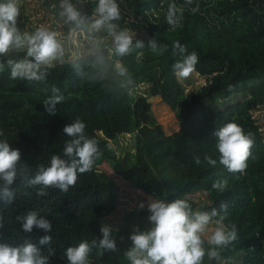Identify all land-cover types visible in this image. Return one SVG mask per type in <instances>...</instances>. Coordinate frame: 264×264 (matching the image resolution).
<instances>
[{
  "label": "trees",
  "instance_id": "1",
  "mask_svg": "<svg viewBox=\"0 0 264 264\" xmlns=\"http://www.w3.org/2000/svg\"><path fill=\"white\" fill-rule=\"evenodd\" d=\"M71 2L86 23L90 22L98 0ZM60 3L51 0L45 4L63 33L87 34L64 23L59 16ZM117 3L122 19L116 23L133 33L134 43L143 41L145 48L117 58L110 56L112 44L103 42L94 53L54 65L44 83L13 80L6 65L0 68V140L21 152V167L28 169L13 185L14 203L0 205V243L16 246L30 240L39 245L46 233L36 228L32 234L25 233L16 219L36 210L52 224V243L42 249L45 255L48 247L54 250L49 264H67L63 254L68 247L101 237L100 227L116 201V176L136 190L168 202L204 193L207 204L198 211L219 210L222 203L227 204L225 224L235 225L238 238L223 250L224 264H264V126L253 117L264 107V0H192L191 5L185 0ZM171 3L184 8L174 30L165 19ZM197 6L199 11L193 13L191 9ZM107 35L106 30L94 34ZM152 38L167 50L153 53L148 45ZM175 42L186 48V54L195 51L198 55L195 72L206 81L196 90L186 92L173 72L172 65L181 58L173 55ZM22 55L10 53L12 58ZM100 55L102 64L97 63ZM116 59L128 67L136 82L131 95L119 88ZM97 71L106 74V79L91 83L89 77ZM53 86L60 89L64 100L56 106V115L50 116L43 101L52 94ZM144 87L146 93L140 94ZM151 96H160L175 113L178 132L165 134L153 113ZM77 118L86 124L85 134L98 141L102 154L91 171L77 173V182L68 192L48 188V194L40 197L27 180L40 165L50 166L52 155L65 158L63 150L70 138L63 129ZM227 123H236L254 140L243 174L229 173L219 163L213 133ZM120 135H134L132 150L117 152L114 143ZM205 155L217 161L214 167L204 161ZM195 156L201 158V165L195 164ZM104 164L111 173L102 168ZM223 179L228 180V188L220 193L212 184ZM148 216L147 206L129 212L124 228L112 232L117 251L93 248L89 264H129L124 257L131 246L129 236L133 226L141 230L151 227ZM204 264L217 262L205 257Z\"/></svg>",
  "mask_w": 264,
  "mask_h": 264
},
{
  "label": "clouds",
  "instance_id": "2",
  "mask_svg": "<svg viewBox=\"0 0 264 264\" xmlns=\"http://www.w3.org/2000/svg\"><path fill=\"white\" fill-rule=\"evenodd\" d=\"M185 4L191 5L192 0H185ZM60 9L59 16L65 24L75 25L86 31L90 37L94 38L95 33L106 30L111 37L112 57H127L135 50L145 48L143 41L136 39L134 43L133 33L127 28L122 29L116 23L122 19L117 0H98L94 14L87 23L71 0H61ZM191 11L198 12L199 6ZM183 14L182 6L175 3L168 5L165 19L173 30L180 25ZM19 15L20 0H0V68L6 65L13 80L44 83L49 75L48 70L62 58L64 49L57 33L47 28H39L31 34L22 33L17 26ZM148 45L156 54L167 50L166 45H159L154 38L148 41ZM13 51L22 52L23 55L12 58L10 53ZM186 52V48L179 42L173 44V55L181 57L172 65L174 74L179 78H188L198 63L195 51L189 54ZM103 61L104 57L98 56L97 63L102 64ZM114 72L120 90L128 95L133 94L136 82L120 59L114 62ZM105 79L106 74L100 71L89 77L91 83ZM51 93L43 101V105L45 111L54 116L56 106L63 102L64 96L55 86L52 87ZM85 129L86 124L79 118L64 127L63 132L70 138L63 150L65 158L52 155L50 166L40 165L37 173L27 180L29 187L37 189L36 195L46 196L48 188L66 193L76 184L78 172L83 174L92 170L102 153L98 141L87 136ZM213 135L216 137L215 147L219 153V163L229 173L243 174L252 155L254 140L251 134H245L236 123H227ZM0 136H3V132H0ZM204 161L212 167L217 163L207 155ZM194 162L198 166L202 163L199 156L194 157ZM27 171V167H21V152L10 148L7 140H0V205L10 206L14 203L16 194L13 185ZM212 188L223 193L228 188V180H218L212 184ZM24 194L30 195L27 192ZM139 207L143 209L145 205L142 203ZM227 209V204L222 203L219 210L213 208L210 212L198 211L194 210L188 198H176L168 202L165 199L150 197L147 203V219L151 227L141 230L138 226H133L129 236L131 246L125 251L124 257L129 264H204L205 257L209 261H216L217 264H224L223 250L238 238L235 225L225 224ZM16 219L25 233L32 234L36 228L46 234L39 239V245L30 240L16 246L0 243V264H49L54 250L48 247V254L45 255L42 249L52 243L51 222L40 216L36 210L28 211ZM2 227L0 224V228ZM112 232V227L102 224L101 237L68 247L63 254L67 264H89L88 256L93 248L117 251Z\"/></svg>",
  "mask_w": 264,
  "mask_h": 264
},
{
  "label": "rangeland",
  "instance_id": "3",
  "mask_svg": "<svg viewBox=\"0 0 264 264\" xmlns=\"http://www.w3.org/2000/svg\"><path fill=\"white\" fill-rule=\"evenodd\" d=\"M47 1L51 0H20V15L17 18V26L22 33L31 34L32 32L30 29L32 27L35 29L43 27L57 33V37L64 49V54L54 65L94 53L97 49L102 48L103 42L111 46V38L108 35L107 37L94 36L93 38L85 33H63L61 24L55 20L54 15L49 12L45 4ZM133 38L136 37L134 36ZM106 41L108 43H106ZM179 80L185 87L186 92H190L205 84L206 78L194 71L188 78H179ZM145 90H147L146 87L142 89L140 94H145ZM149 101L152 104V110L157 121L164 128L165 134L171 135L178 132L180 126L177 122L175 113L163 102L162 98L160 96H151ZM253 117L258 120L259 124L264 126V107L257 110ZM118 138H120L118 143H114L118 153H125L133 149L134 135H120ZM102 168L111 173L106 164H104ZM113 179L117 185V189H115V193H117L116 201L111 205V207H113V209H111L112 212L105 218L104 224L112 227L113 230L119 231L124 228L125 219L129 212L138 208L142 203L147 206L150 196L136 190L130 183L116 176H113ZM187 198L190 202L195 204L197 207L195 210L207 204L206 194L204 193L190 195Z\"/></svg>",
  "mask_w": 264,
  "mask_h": 264
}]
</instances>
